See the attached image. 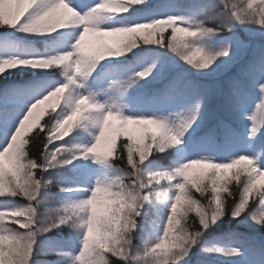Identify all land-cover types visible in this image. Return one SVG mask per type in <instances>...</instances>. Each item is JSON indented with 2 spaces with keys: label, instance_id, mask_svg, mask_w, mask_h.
<instances>
[{
  "label": "snow or ice",
  "instance_id": "1",
  "mask_svg": "<svg viewBox=\"0 0 264 264\" xmlns=\"http://www.w3.org/2000/svg\"><path fill=\"white\" fill-rule=\"evenodd\" d=\"M109 0H0V26L3 28H15L26 34H46L39 31H33L28 27L29 24H37L43 18L50 17L56 18L65 11V8L75 9L77 12L84 14L89 9L94 8L96 5H104L108 3ZM147 0H111V6L122 9L117 12L110 13H96L95 19H105L108 17L116 16L119 14L124 16L121 21L120 26L129 28L133 25H151L156 26V31L152 36L145 38L143 34L140 36L129 37L123 41L124 53L131 51L132 49L138 47L141 43L143 44H158L163 47H167L173 52L180 55V58L185 61L188 65L197 71H211L216 72L221 69L227 70L232 65L238 63L245 56L248 57L246 63L241 65L240 75L236 78L231 79L228 82V95L226 97V102L230 106H243L249 98L248 85L254 86L260 93L261 104L257 107V111L264 109V48L259 49V51L252 53L250 44L246 40H241L238 36L233 33L230 42L225 43L217 52L211 55H204L203 50L199 47H195L192 51L185 53L183 50L188 47V43L185 42V36L192 37L193 39H198L202 36L209 34L215 35L216 33L226 31H232V22H239L243 24H255L261 31H264V0H254V2L247 3L244 9H238L236 5H231L233 8V13L228 22L216 27L212 30L201 27L200 24L194 23L192 18H186L180 15H168L166 18L151 19V20H135L130 22L127 14L137 8L138 5L146 4ZM126 9V11L124 10ZM183 25L182 27L178 26ZM162 25V26H161ZM85 25L81 24L79 26L80 31L74 32L73 29L58 28L57 30H63V39L57 43L53 48L46 51L44 54L36 55L29 58H18L13 54L8 53L0 57V66H3V70H0V74H4L6 71L13 70L19 66H31L38 69H61L62 75L65 77L63 84H57L53 81H45L42 86H12L7 89L0 90V99L3 100L4 104L10 105L11 110L7 108L0 109V153L3 156L0 157V196H6L5 191V180L6 177L10 176L8 179V190L7 196L17 197L22 196L28 201H31L33 195H35L36 200H39L41 190L47 188L45 181L49 180L44 177V172L48 169L56 168L50 157L52 153L62 152L64 147H55L53 149L54 140L61 141L62 139H56L51 135V130L48 127V121L43 125L39 126V131L37 133H44L43 151L40 159L31 162V172L25 175V169L28 167L24 163V145L20 143L19 140L14 141V157L9 159V152H5L10 141H13V136L23 137L24 140H30L31 138H26V134L31 132L33 128L38 126L40 110L42 105L48 104L45 100L47 97L52 100L56 95L57 89H66L65 97L71 100V103H65L62 100L59 109L63 111L55 112V119L58 121L63 120L65 116H68V120L72 121L73 124L69 130L64 134L63 137L67 136L72 130L73 125L80 127L85 124H90L93 127L99 129V136H94V142L90 146H76L78 150L82 151L83 158L92 157L100 162H109L110 160L116 159L117 157L123 158L128 162L129 169H134L138 163L140 166H144L150 170L149 166H145V162L149 160L150 156L154 153H160V149L163 148V152L172 149L173 147L177 150L176 160L173 161L172 165H169V170L176 167L178 163L184 162L186 159L185 155V141L184 137L186 133L192 128L193 125L197 123L200 119L201 110L203 106V97L209 94L212 89L206 85L199 84L197 82L188 80L185 82L182 89H177V83L184 80V77L178 76L173 81L163 89L160 93V100L162 103H188L191 97L195 96L198 99L190 107L189 115L182 119L180 124L176 127L170 126L168 122V117L161 116L156 112H153L152 119L146 118L144 113L135 114L134 117L141 118L139 122L136 120L125 119L124 114L120 111L119 107L115 104H105L94 99L93 93L88 94H75L73 95V89L82 88L84 85L78 83L81 79H88L90 74L96 68L97 64L104 60L105 57H119L121 55H106L98 62L90 61V70L87 73L81 74L79 70L80 58L84 53L90 51L86 44V38L92 36L98 38L100 45H104L103 38L109 35H97L93 36L89 32L84 31ZM100 27V26H99ZM171 29L170 35H165V30ZM56 32V31H55ZM50 32V33H55ZM83 32L84 35L81 37V47L73 52L74 59L68 61L67 63L62 62L59 59H52L54 56H60L61 54L69 51H73L72 45L75 43V38ZM158 36V38H157ZM139 38V39H138ZM98 46V47H99ZM215 65V67H213ZM155 65H152L144 70L135 74L137 79L147 78L153 71ZM247 82V84L245 83ZM131 82H135L134 80ZM52 94L50 96L49 94ZM89 105V111L85 112L83 116H80V108L77 105ZM97 105H102V107L97 110ZM96 112V116L93 113ZM71 113V115H69ZM106 113L107 115H103ZM79 117V119H78ZM251 120L259 122L256 120V116L249 117ZM101 123L103 125V132H100ZM146 125V126H145ZM63 128L64 125L60 124ZM221 127L223 128L224 139L230 145L236 146L241 142V138L229 123L221 122ZM159 128H163L169 134L180 133V138L182 144L174 146L171 144H165L163 141L157 143L160 139L158 136ZM43 129V131H42ZM139 131L140 135L137 136L136 132ZM254 131V129H253ZM250 136H252L249 133ZM125 137L126 139L121 140L118 144L119 137ZM50 141V142H49ZM95 144V147L93 145ZM103 147L105 156H90L93 153H99ZM12 150H10L11 152ZM253 160L255 161V167L257 169L256 174L252 177L256 180V176L259 173L264 172V168L260 165L264 163L261 161L259 154H252ZM248 156L241 154L238 156ZM79 158L75 153L72 160ZM236 156L229 155L227 159L230 161L228 163H217L213 162V157L210 156H198L193 159L209 160L214 164H224L228 165L230 169H237L238 172L241 171L244 174L248 173V169L241 170L239 165L243 164ZM7 160L10 168L6 171L5 161ZM68 161L64 165L72 163ZM236 162V163H233ZM109 164V163H108ZM60 166V165H59ZM110 166V165H109ZM194 167V166H193ZM228 169H225V171ZM187 177V178H186ZM207 178L211 184L212 198L211 203L216 208V211L212 214H207L200 207L196 208V213L198 216V226H196V234H186L183 237V242H177L170 238V234L177 231L178 222L180 220V209L185 205H199V201L196 200L192 195V190L195 189L196 192L201 195L204 193V184L202 181ZM238 179V177H233ZM119 178L97 180L95 184L103 185L106 189L111 191L115 186V180ZM178 181L175 185V191L173 194H160L157 193L156 196L162 197L157 201H167L170 208V214L166 218V223L163 227L162 235L158 238L157 242L149 248L146 252V256H155L159 258L160 264H179L183 261L192 249L200 243L204 232L212 227L214 224L218 223L225 216L230 215L233 219H245L251 220L252 223L257 224L258 218L253 216L251 218L246 216V211L249 204V199H245V193L241 191L239 193V199L233 204L230 212H226L224 206V198L222 196L223 189L227 187L226 181L228 176H211V175H201L198 179L193 181L191 179V172L185 175H177L175 178ZM173 181V180H169ZM57 185L60 181H55ZM258 184L259 181L256 180ZM35 185V188L32 186ZM249 189H253V185L249 184ZM148 189L145 188L144 191ZM60 192H75V189L60 187ZM100 189H97L99 193ZM255 190L253 195H255ZM91 195V191H90ZM98 197L94 196L89 202L93 207L90 211L95 213V204ZM110 199L124 201L126 197L123 193L115 192L112 193ZM82 200V199H80ZM73 201L72 204L76 205L78 201ZM217 201L219 204L217 206ZM35 203V201H32ZM173 204L176 207H173ZM6 210L0 211V220H3L5 216H9L14 225H18L15 229L23 232L27 230V225L25 223L28 217V210L24 207H12L5 208ZM34 213L36 209L32 210ZM112 210L109 209V218L111 217ZM124 209L118 208L117 214L115 215V224L113 225L114 231L113 236H116L121 228L123 227L127 230V218L124 216ZM142 214V213H141ZM169 217L172 219L169 220ZM121 221L123 223H121ZM214 221V222H213ZM64 225H59L58 228ZM139 227L137 222L135 230ZM57 228H47L41 229V231H53ZM232 241L234 246L228 247L226 250L218 247L203 248L202 250L207 253H220L226 257H238L244 254L245 248H250L251 245L248 241L243 240L238 234H231L228 237ZM83 247V242H82ZM131 247V245H130ZM130 247L126 252L123 250L119 253L109 252V255L120 260H127L129 258ZM53 255L57 257V264L59 259L67 255L68 253L60 251L53 242L48 241L47 243H41L37 241L32 245L22 246L20 240L14 233H9L7 230L0 228V264H16V257L23 256V264H36L33 257L43 256V255ZM139 258V257H135ZM84 257L81 256V260Z\"/></svg>",
  "mask_w": 264,
  "mask_h": 264
},
{
  "label": "trees",
  "instance_id": "2",
  "mask_svg": "<svg viewBox=\"0 0 264 264\" xmlns=\"http://www.w3.org/2000/svg\"><path fill=\"white\" fill-rule=\"evenodd\" d=\"M215 2L216 0H147L146 4L138 5L135 10L124 15H127L129 21L133 20V18L141 17V15L147 14V12L152 14L150 19L147 20L154 18L163 19L168 15H180L186 18L199 20L203 15L207 14V6ZM220 7L223 8L224 6L221 4ZM171 12H175V14ZM123 19L124 16L118 13L116 16L105 18L100 27L103 29V25L107 24L120 26ZM218 19L219 18L205 21V23L214 26ZM178 26L182 27L183 25L178 24ZM62 32L63 30H57L55 33L26 34L15 28H3V26H0V50L13 48L20 51H30L34 52V57L44 54L49 49L53 48L58 43V39L62 36ZM170 33L171 29L165 30L166 36L170 35ZM233 33L241 40L249 42L251 48L249 55L264 48V31H261L255 24L241 25L239 22L233 21L231 32L222 31L215 35L209 34L198 39L185 36V42L188 43V47L183 51L188 53L195 47H199L206 56L214 54L225 43L230 42ZM90 37L96 40L94 48L91 49L95 50L99 46L100 41L96 37ZM114 40L115 38L106 36L103 38V43L113 46ZM4 55L6 54L0 53V57ZM247 60L248 57L245 56L227 70L221 69L216 72L197 71L192 68L191 65L183 61L178 53L173 52L169 48L158 44L141 43L138 47L119 57H105L104 60L97 64L96 68L86 80L103 84L107 82L113 87L115 92L121 94L126 99L136 98L143 101L153 100L152 102L155 104H165L160 100V93L170 81H173L178 76L182 75L184 80L177 83V89H182L185 82L188 80L206 85L210 87L212 91L203 97L200 119L192 126L189 132L186 133L184 137L185 145L186 142L192 141L194 147L212 146L222 153L227 152L230 149L229 143L225 141L223 128L221 127V122H227L236 129L241 140L247 142V144L254 149L255 153L260 155L262 161H264V111H257V107L261 104L260 93L254 86L248 85L249 98L243 106H230L226 102L228 82L240 75L241 65L246 63ZM152 65H155V67L147 78L137 79L135 77L136 73ZM213 67H215V65H213ZM81 80H79L78 83H80ZM133 80L135 81L134 83L131 82ZM45 81L59 82L60 84L66 82L61 69H38L31 66H19L13 70L6 71L3 75L0 74V90L12 86L39 87L42 86ZM245 83L247 84L246 81ZM78 90L79 88L74 87L73 95L78 94ZM197 99L198 97L193 96L187 104L184 102L168 103L172 105V107L176 106L178 108L177 123L174 125L168 119L170 126H178L181 120L189 115L190 107ZM50 104L51 102L46 104L44 114L38 121V126L26 134V138H31V142L27 145L30 149L29 155L34 159H40L43 151L44 133H40V137L35 138L37 131H39V126L48 121L50 116L55 115V113L51 111ZM4 108H11V106H6L3 100L0 99V109ZM60 111H63V109H59L58 106L56 108L57 115H59ZM123 114L134 116L125 112H123ZM252 116H256V120L261 126L260 134L255 137L249 135L253 123L256 122L249 118ZM145 117L152 118L151 116ZM90 133L91 128L89 124L80 127L74 124L72 130L67 136L63 137V140L53 141V143L56 144L50 146L53 147V149L55 147H72L79 158L72 160L70 164H61L56 168L48 169L44 172V177L52 180L53 183L48 188H43L41 190L38 199H40L42 203L39 205L38 214L47 212L61 203H72L68 197L69 192H60V187L85 190L83 185L88 184L90 185V189H93L95 182L91 181V175L98 174V176L101 177L100 180L114 178L115 172L107 162H100L92 157L83 158L82 151L77 149L76 146H81V148L83 146H90V144L86 142V138H88L87 136ZM136 135H140L139 131L136 132ZM124 139L126 138L123 136L119 137L118 144ZM185 155L186 159L184 162L195 158L190 155L187 148L185 149ZM239 155H241V153H237L233 156L238 158ZM248 156L254 158L253 156ZM176 157L177 150L173 147L163 153L152 154L149 160L145 162V166H149L150 170H169V165H172ZM213 162L220 163L216 160H213ZM228 162L230 161L228 160L223 163ZM226 171L228 176V180L226 181L227 187L229 191L236 193L234 197H229L227 193H222L227 206L230 207L233 201L239 199L240 189L238 181L233 178V173L236 172L237 169H228ZM243 175L245 174L241 171V177ZM191 176L200 177V169L198 166H194ZM8 179H10V176L6 177L5 180L7 184L5 190L6 196H0V207L6 204L24 207L27 200L22 196H7ZM57 180L60 181L59 186L55 182ZM177 182L176 180L161 181L160 184H154L145 191L151 194L159 190L171 195L175 191ZM202 184H208V192L201 195L193 189L192 195L200 203L199 205H193L192 210L187 213L189 220L194 222L195 226H198L196 208L200 207L203 210L202 206L206 205L210 198L208 195V193L211 192L210 181L205 178ZM255 199L258 200V197H255ZM249 204L253 208L258 207V204L253 202L252 197L249 199ZM186 207L187 204L180 209V215L183 214V210ZM140 218L141 217L138 218L139 225ZM3 225H8L13 228L18 227V225H14L12 222H5ZM138 228L133 233L128 260H120L112 257L113 264H148L150 260L154 261L159 259L155 256L145 255V252L157 242L159 237H145V233L139 231ZM232 232L238 234L251 245L250 248H245L243 255L229 258L220 253L212 254L202 250L206 247H218L226 250L231 246L228 244L227 239ZM174 235H176V232L171 233L170 238ZM81 237L82 232L77 234L67 227L62 226L48 232L42 239L45 243L48 241L53 242L60 251L70 253L69 256L60 258L58 264H71L81 251ZM260 252H264V228L258 227L256 224L252 223L251 220L233 219L225 216L222 220L204 232L200 239V243L195 246L189 255L183 261H180L179 264H253L252 259H250L251 256L253 253ZM135 257L139 258L137 259ZM33 259L36 264H57V257L50 254L35 256ZM76 264H79V262L77 261Z\"/></svg>",
  "mask_w": 264,
  "mask_h": 264
},
{
  "label": "clouds",
  "instance_id": "3",
  "mask_svg": "<svg viewBox=\"0 0 264 264\" xmlns=\"http://www.w3.org/2000/svg\"><path fill=\"white\" fill-rule=\"evenodd\" d=\"M249 2H254V0H216L215 3H212L207 6V14L203 15L199 20L193 19L194 23H198L203 28H207L208 30H212L220 25L228 22L231 18V14L233 13V8L231 5H236L238 9H244ZM224 7L221 8L220 5ZM122 9H118L111 6V0L108 3L101 5L98 4L94 8L89 9L84 14L77 12L72 8H65V11L60 14L56 18L45 17L37 24H29L28 27L33 31H39L41 33H50L57 31L58 28L64 29H74L79 27L81 24H84L86 27L84 31L89 32L93 36H103L109 35L114 40V45L109 46L107 44L100 45L95 50H90L87 53H84L80 58L79 62V70L81 74L87 73L90 70V61L98 62L106 55H123L124 47L126 45L123 44V41L129 37L140 36L143 34L145 38L152 36L156 31V26L151 25H133L129 28L122 27H114L110 29H102L99 27L105 19L96 20V13L104 14L110 12L121 11ZM126 11V9H124ZM216 18H219L217 23L214 26L207 25L205 21H211ZM0 22H2V18H0ZM162 26V25H161ZM84 35L83 32H80L79 35L75 38V43L72 45L73 51L65 52L60 56H54L52 59H59L62 62L67 63L68 61H72L74 59L73 52L81 47V37ZM0 70H3V66H0ZM66 89H57L56 95L52 100H49L47 97L45 100L50 104L51 111L53 113L56 112V108L60 106L61 100L65 103H71V100L65 97ZM52 96V94H49ZM77 105L80 108V116H83L85 112L89 111V105H79L77 101ZM102 107V105H97V110ZM121 111V110H120ZM264 111V109H262ZM122 112V111H121ZM123 113V112H122ZM96 112L93 113V116H96ZM71 115V113H69ZM103 115H107L104 113ZM127 120H136L139 122L141 118L124 115ZM79 119V117H78ZM143 119L151 120L152 118L146 117ZM60 124H63L64 127L61 128ZM73 122L68 120V116H65L63 120L57 122L55 116H50L48 120V127L51 130V135L56 139H62L64 134L69 130L72 126ZM146 126V125H145ZM254 129V131H253ZM43 131V129H42ZM100 132H103V125L101 123ZM261 132L260 123H253L250 134L255 137ZM99 136V133H98ZM159 140L157 143L163 141L165 144H171L174 146H178L182 144V140L180 138V133L169 134L163 128H159L158 130ZM40 133H36L35 138H39ZM19 140L20 143L24 145V163L28 167L25 169V175H28L31 172V162L37 160L32 158L29 155L30 149L27 147L30 140H24L23 137L13 136V141H10L7 148H5V152H9V159L11 160L14 157V145L13 142ZM50 142V141H49ZM95 147V144L93 145ZM10 150H12L10 152ZM160 153H163V148L160 149ZM75 155V151L72 147H64L62 152L52 153L50 159L54 165H61L68 161H71ZM106 152H104L103 147L99 153L90 154V156H105ZM3 156V153H0V157ZM240 161L244 163L239 165L241 170L248 169V173L241 177V173L236 171L233 173V177H238L236 179L238 181V186L240 192L243 191L245 193V199L247 201L248 198L252 197L253 202L258 204V207L253 208L250 205L247 208L246 216L251 218L253 216L258 218V223L256 224L258 227L264 228V172L259 173L256 176V180L259 183H256V180H253L252 177L256 174L257 169L254 166L255 161L253 158L249 156H241L238 158ZM118 162V163H117ZM110 167L113 168L115 172L114 178H119L115 180V186L109 191L103 185L95 184L93 189L91 190V195L85 199H82L77 202L76 205L72 203L66 204L61 203L60 205L51 208L47 212H43L42 214H38L39 205L42 201L36 200L35 195L32 196L31 201H28L24 206L25 209L28 210L29 219L25 221L27 225V230L20 232L15 228L8 225H0V228L7 230L9 233H14L18 239L20 240L22 250L25 245L35 244L37 241L41 243H45L42 239L45 234L50 231H41V229L47 228H58L59 225H64L71 231L80 234L82 232V242L83 247L78 256L75 257V260L71 262V264H76L78 261L79 264H113L112 256L109 255V252H124L130 247L133 239V233L135 232L136 224L138 222V218L141 217V213L144 209V205L146 202L155 203L158 199H162V197H157L156 194H165L164 192L154 191L153 193H148L144 191L145 188H149L150 186L156 184H160L161 181H169L175 180L177 175H185L188 172H192L193 166H198L200 169L201 175H211V176H225L227 177V171L225 169H230L228 165L224 164H214L209 160H201V159H193L187 162H180L176 167L171 170H149L146 167H141L140 163L134 169H129L128 162L120 157L116 159L110 160ZM236 163V162H233ZM187 178V177H186ZM199 177L191 176V179L195 181ZM45 185L47 188L53 183L52 180H46ZM253 185V189H249V184ZM59 186V185H58ZM36 186L33 185L32 188ZM100 189L99 193L97 189ZM204 193L208 192V184H204ZM255 190L256 194L253 195V191ZM120 192L123 193L126 197V200L119 201L110 199L112 193ZM239 192V193H240ZM203 193V194H204ZM223 193H227L229 197H234L236 195L235 192L229 191L228 187L223 189ZM202 194V195H203ZM209 199L207 204L202 206L203 210L207 214H212L216 211V208L210 202L212 198V192L208 193ZM94 196H97L98 199L95 204V213L90 211L93 207L89 202L93 199ZM258 197V200L255 199ZM32 201H35L33 203ZM236 201H233L231 206H227L226 201L224 200V206L226 212H230L233 204ZM219 201H217V206ZM175 208L176 205L173 204ZM124 209V216L127 218V230L123 227L120 232L113 236L112 233L114 231L113 225L115 224V215L117 214V209ZM36 209L34 213L32 210ZM111 209V217L109 218L108 210ZM192 210L191 205H187L183 210V214L180 215V220L178 222L179 227L177 228L176 235L173 236V239L177 242H183V237L186 234H196V226L194 222L189 220L187 213ZM228 217H231L228 215ZM172 218L169 217V220ZM214 222V221H213ZM121 223H123L121 221ZM67 253V252H66ZM70 253L65 255L64 257L69 256ZM81 256L84 257L81 260ZM254 260L253 264H264V252L253 253ZM16 264H23V256H17ZM128 260V259H127ZM148 264H160L158 260H150Z\"/></svg>",
  "mask_w": 264,
  "mask_h": 264
},
{
  "label": "rangeland",
  "instance_id": "4",
  "mask_svg": "<svg viewBox=\"0 0 264 264\" xmlns=\"http://www.w3.org/2000/svg\"><path fill=\"white\" fill-rule=\"evenodd\" d=\"M172 14H175V12H171ZM152 14H145V16L137 17L136 19H133L130 22H133L137 19H144L145 17H151ZM103 29H109L113 27L111 24L103 25ZM74 32H79L80 28H74ZM63 37L61 38V40ZM59 40V42L61 41ZM96 43V40L88 37L86 38V44L87 47L91 50L94 48V45ZM0 53L3 54H8L12 53L15 54L17 57H31L34 55V52L30 51H23V50H17L13 48H5L4 50H0ZM56 83V82H55ZM81 84L84 86L82 88H79L78 94H88V93H93L94 94V99L101 103L105 104H115L121 111H124L126 113L130 114H138V113H144L145 115L152 116L151 114L153 112L158 113L161 116H166L168 119L171 121L172 124L175 125L177 123L178 119V108L176 106H173L165 103L163 105L159 103H153L151 101H143V100H137L135 98H124L121 94H118L113 90V87L108 84L107 82L103 83H98L96 81L89 82L87 80L82 79L80 81ZM59 84V82H57ZM114 91V92H113ZM45 105L41 106L40 110V117L44 114ZM8 110H11V108H8ZM91 128V133L87 136L86 142L89 143L90 145L94 142V136L98 135L99 129L96 127H93L89 125ZM187 145V150L190 153L191 156L193 157H198L201 155L204 156H210L213 157V160H216L218 162H225L228 161L227 156L229 155H235L237 153L241 154H248L250 156H253L252 154H256L254 149L250 147L247 142L244 140H241L239 145L233 146L229 144V150L227 152H220L217 149H214L212 146H206V147H194L192 145V141L186 142ZM0 164H2V161H0ZM264 166V163H262ZM10 168V165L8 164L7 160L5 161V169L6 171ZM92 182H96L98 179L100 180L101 177L96 175H91L90 176ZM6 181H5V190H6ZM85 191L82 190H76L75 192H71L68 194L70 201H77L80 199H85L88 196H90V187H85ZM158 192H162L159 190H156ZM12 207H17L20 208L21 206L18 205H8L6 204L5 206L0 207V211L6 210L5 208H12ZM170 208L168 206L167 201H156L155 203L151 202H146L144 205V209L142 212L141 220H140V226H139V231H143L145 233V236H150V237H160L163 232V227L164 224L166 223V218L169 215ZM5 222H12L11 218L9 216H5L3 220H0V225H3ZM229 244H232L231 240H227ZM252 263L254 260V256L252 255L251 258Z\"/></svg>",
  "mask_w": 264,
  "mask_h": 264
}]
</instances>
